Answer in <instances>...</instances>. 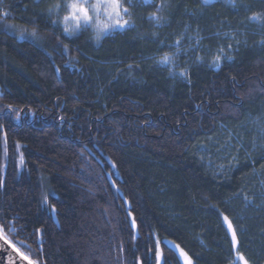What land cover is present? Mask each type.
I'll use <instances>...</instances> for the list:
<instances>
[{"label":"trees","instance_id":"1","mask_svg":"<svg viewBox=\"0 0 264 264\" xmlns=\"http://www.w3.org/2000/svg\"><path fill=\"white\" fill-rule=\"evenodd\" d=\"M72 2L0 0V225L9 240L40 264H182L172 243L192 264H231L227 216L237 251L264 264V198L251 190L264 158L216 176L198 153L262 114L264 29L218 70L189 67L187 81L150 63L187 28L212 44L243 31L264 19V0H120L128 25L99 41L92 26L74 29Z\"/></svg>","mask_w":264,"mask_h":264},{"label":"rangeland","instance_id":"2","mask_svg":"<svg viewBox=\"0 0 264 264\" xmlns=\"http://www.w3.org/2000/svg\"><path fill=\"white\" fill-rule=\"evenodd\" d=\"M215 1L219 0H208L207 3ZM202 2L205 3L204 0H202ZM256 17H258V19L253 20L250 18L245 24L244 30L241 32H219L216 35V44L203 40L200 37L201 33L199 30L187 28L181 38L164 41L163 47H165L168 52L150 60V63L157 68L167 71L171 77L185 81H187V70L192 65L202 64L218 70L225 63L232 62L238 47L241 45H248L252 40H258L261 36V32L259 31L264 29V19L262 16ZM75 24L74 29L77 30ZM81 24H83V22H81ZM177 41H179V45H177ZM221 49H223L222 53L220 51ZM166 55L171 58V63H161L162 58ZM218 55L221 56V59L216 61ZM227 57H231V59ZM181 73H184V75H181ZM198 153L202 157L201 160L205 166L212 170L216 176H225L235 168L242 159L247 158L249 161H252V155L263 159L264 109L260 116L249 117L245 120L244 124L223 129L216 137L203 142L198 147ZM256 183H258L260 187L264 186V179L260 173L257 174L255 185H253V189L251 190H257L255 193L256 197L264 198V192L260 191L259 193ZM253 201L254 200L248 197L245 199L246 204L249 205H253ZM223 222L230 235L233 248L232 260L234 261L236 260V253L238 252V244L235 247L233 246L231 232L224 219ZM171 247L177 253L181 263L184 264V258L180 254V248L173 243ZM233 261L231 264H233ZM236 264H241V262L236 260Z\"/></svg>","mask_w":264,"mask_h":264},{"label":"snow or ice","instance_id":"3","mask_svg":"<svg viewBox=\"0 0 264 264\" xmlns=\"http://www.w3.org/2000/svg\"><path fill=\"white\" fill-rule=\"evenodd\" d=\"M144 2L149 3L150 0H144ZM204 2L207 3L208 0H204ZM59 7L60 5L57 4L53 8H50L49 12L59 9ZM65 7H68L71 10L70 16L73 20L76 21V29H79L81 27V22H83V25L85 27L92 26L95 28L97 41H99L109 31H115L117 28L122 29L126 25H128V21L123 19V14L128 13V8L123 7L120 0H96V2L93 4H89L88 0H82V2L81 0H74V2L65 5ZM3 15L7 16L8 13L5 12L3 13ZM152 18L157 21H159L160 19V17L155 15ZM68 19L69 16L64 17L65 22H67ZM252 19H258V17L253 16ZM64 31L71 34V30L67 26L65 27ZM31 35L35 36L36 33L32 32ZM176 43L177 45H179V41H177ZM261 43L264 44V41H261ZM220 51L222 53L223 49H221ZM227 58L231 59V57ZM220 59L221 56L218 55L216 57V61H219ZM161 63H171V58L166 55L162 58ZM181 75H184V73H181ZM245 199H247V196H245ZM224 221L227 223L228 229L231 232L232 243L235 247L238 244L236 229L227 216L224 217ZM11 230L12 229L10 227L9 231ZM0 240H3L5 244L9 245L17 253L18 257L21 260L26 261L27 264H40L38 258L34 259L31 255L27 254L24 251H21V249L17 247L15 243L9 240L2 225H0ZM180 254L184 258V264H192L191 257L188 256V254L184 252L183 249H180ZM160 256L161 254L158 253L157 259H159ZM236 260L240 261L241 264H249V261L239 252L236 253ZM236 260L233 261V264H236Z\"/></svg>","mask_w":264,"mask_h":264},{"label":"water","instance_id":"4","mask_svg":"<svg viewBox=\"0 0 264 264\" xmlns=\"http://www.w3.org/2000/svg\"><path fill=\"white\" fill-rule=\"evenodd\" d=\"M126 206L129 209L127 203ZM132 228L136 237H138L137 227L134 222H132ZM0 264H27V262L21 260L9 245L5 244L3 240H0Z\"/></svg>","mask_w":264,"mask_h":264}]
</instances>
